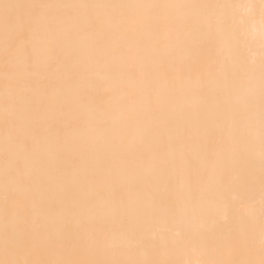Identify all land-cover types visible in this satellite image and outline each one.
<instances>
[{"label": "bare ground", "instance_id": "6f19581e", "mask_svg": "<svg viewBox=\"0 0 264 264\" xmlns=\"http://www.w3.org/2000/svg\"><path fill=\"white\" fill-rule=\"evenodd\" d=\"M0 264H264V0H0Z\"/></svg>", "mask_w": 264, "mask_h": 264}]
</instances>
